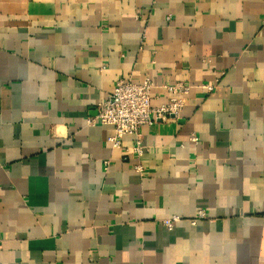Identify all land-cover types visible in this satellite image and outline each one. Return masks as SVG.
I'll list each match as a JSON object with an SVG mask.
<instances>
[{
	"label": "crops",
	"instance_id": "obj_1",
	"mask_svg": "<svg viewBox=\"0 0 264 264\" xmlns=\"http://www.w3.org/2000/svg\"><path fill=\"white\" fill-rule=\"evenodd\" d=\"M144 78L138 174L87 120ZM0 264H264V0H0Z\"/></svg>",
	"mask_w": 264,
	"mask_h": 264
},
{
	"label": "built area",
	"instance_id": "obj_2",
	"mask_svg": "<svg viewBox=\"0 0 264 264\" xmlns=\"http://www.w3.org/2000/svg\"><path fill=\"white\" fill-rule=\"evenodd\" d=\"M207 92L213 90L212 86H203ZM151 81L144 78L135 83L131 80L119 79L113 89L98 106L97 115L87 120L88 125H105L113 128V134L107 139L111 148H120L122 138L125 135L133 137V145L130 153L137 159L138 164L133 170L138 174L143 173V166L139 163L146 152L142 144L139 129L142 126H150L157 121H168L178 117L184 106V97L189 92V85L183 82L168 84L163 89L169 94L168 101L158 107L150 104ZM190 141L197 143V139L191 136ZM204 213L199 211L196 219L190 221L194 225L197 220L203 219ZM180 221L179 216L172 215L161 221L163 227L172 230L174 223Z\"/></svg>",
	"mask_w": 264,
	"mask_h": 264
}]
</instances>
